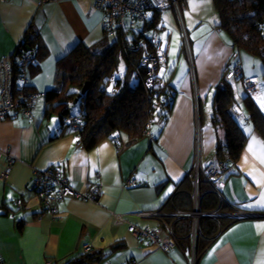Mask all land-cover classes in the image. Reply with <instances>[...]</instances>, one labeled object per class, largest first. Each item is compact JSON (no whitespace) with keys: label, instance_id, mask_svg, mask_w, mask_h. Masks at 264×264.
<instances>
[{"label":"crops","instance_id":"0c3cea01","mask_svg":"<svg viewBox=\"0 0 264 264\" xmlns=\"http://www.w3.org/2000/svg\"><path fill=\"white\" fill-rule=\"evenodd\" d=\"M177 1L193 54L196 90L182 51L179 18L166 7L159 12L158 29L149 33L157 36L165 54L160 76L169 79L173 93L166 121L151 123L150 135L132 142L122 135L119 146L103 140L87 150L56 114L45 116V108L54 94L56 62L74 46L94 45L103 38L101 12L91 0H0V59H15L26 34L35 32L41 58L28 69L29 90L43 95L34 109L35 122L0 119L2 264H66L84 253L104 256L87 264H190V248L177 245L163 252L145 238H134L127 226H158L154 217L137 214L158 212L175 184L191 171L197 119L201 165L213 164L214 87L234 65L240 66L244 79H258L262 65L244 53L234 57L228 38L216 26L212 0ZM234 89L240 102L243 87ZM253 100L264 115L262 87ZM239 120L247 139L220 191V197L235 207L230 213L237 220L197 255L195 264H264V139L245 113ZM6 167L10 172L2 178ZM50 168L74 190L86 193L99 187L100 195L95 202L67 197L56 204V212H48L30 185L36 171ZM131 180L136 183L128 185ZM113 213L121 214L124 222L115 224Z\"/></svg>","mask_w":264,"mask_h":264},{"label":"trees","instance_id":"16d2710c","mask_svg":"<svg viewBox=\"0 0 264 264\" xmlns=\"http://www.w3.org/2000/svg\"><path fill=\"white\" fill-rule=\"evenodd\" d=\"M212 2L217 17L216 26L228 38L234 57L244 53L258 59L264 79V0ZM159 12L157 9L150 10L149 19L139 29L135 26L116 31L112 35L113 40H109V34L104 30L103 38L96 44H78L56 62L52 88L54 94L46 100L45 116L56 114L61 125L64 116H79L80 129L70 132L76 135L85 149L90 150L103 140L119 146L122 135L132 142L145 134L148 121L152 124L153 121H166L173 100L169 79L159 75V85L152 90L147 89L144 84L147 70L141 63L144 53L152 49L151 37L154 35L149 33L158 29ZM23 41L36 49V57L39 58L37 34L29 31ZM227 71L229 69L225 70L220 82L214 87L211 125L216 135V145L213 164L208 166L224 164L231 170L247 139L239 120L242 112L263 139L264 115L245 91L240 102L237 101L234 87L230 80L225 79ZM234 78L243 79L241 74ZM85 84L87 89L81 93ZM193 178L194 167L183 181L175 184L173 194L164 200L158 211L161 215L154 218L158 225L170 226L176 244L183 250L190 248L191 220L177 218L173 214L191 211ZM199 192L200 210L206 213L216 211L218 215L200 220L197 255L237 220L230 213L235 207L229 206L218 195L204 173L200 174ZM103 259L101 253H84L66 264H87Z\"/></svg>","mask_w":264,"mask_h":264},{"label":"built area","instance_id":"2783aa9c","mask_svg":"<svg viewBox=\"0 0 264 264\" xmlns=\"http://www.w3.org/2000/svg\"><path fill=\"white\" fill-rule=\"evenodd\" d=\"M94 7L102 14L103 29L113 35L116 31H122L127 28L135 27L139 22H145L149 18V12L152 9L162 10L166 7H172L179 18L181 32L183 36V48L187 57L189 67V75L192 80L193 88L196 90V71L194 65L193 54L187 33L182 24L181 11L182 6L177 0H91ZM144 45V42H141ZM152 49L146 51L142 57V65L146 67L147 77L144 84L147 89H154L160 83V69L165 62V54L160 47L157 36L151 37ZM28 48V49H27ZM38 64L36 58V49L26 45L25 41L20 43V49L16 53L15 59H0V119H15L23 117L24 119L35 122L34 109L36 103L43 95L29 90L30 79L28 69ZM241 74L239 65H234L225 73L226 80H232L235 76ZM259 83L256 78L244 79L243 89L252 99L258 92ZM198 94V92H197ZM197 101H199V97ZM64 128L69 131H78L81 127V118L79 116L68 115L61 119ZM151 122L146 123V132L149 134ZM194 189L191 195L192 209L189 212H174V217L189 218L191 220L190 228V257L189 263L195 264L197 259L196 248L197 240L200 232L199 223L203 217L216 216V211L202 212L200 210L201 195L199 192L200 174L204 173L213 189L220 196L222 181L230 171V168L224 164L208 166L203 168L200 157V141H199V123L196 122V139H195V155H194ZM10 172V168L6 167L1 177L4 178ZM135 180L129 181L128 185H134ZM30 190L39 198L40 202L48 212H56V204L64 198L70 197L81 200L95 202L100 195V188L96 187L92 192H78L68 185L67 179L62 177L56 168H50L43 171H36L32 178ZM18 207L22 206L20 199L16 201ZM159 212L154 213H138L140 218L158 217ZM115 224L124 222L121 214L113 213ZM129 233L134 238H145L157 249L168 252L177 246L172 236L169 225H158L153 229L137 228L132 224L127 226ZM3 259L0 255V264Z\"/></svg>","mask_w":264,"mask_h":264},{"label":"rangeland","instance_id":"374dc122","mask_svg":"<svg viewBox=\"0 0 264 264\" xmlns=\"http://www.w3.org/2000/svg\"><path fill=\"white\" fill-rule=\"evenodd\" d=\"M137 28V27H136ZM109 40H113V37H112V35H109ZM252 59V58H251ZM242 60V59H241ZM253 60V59H252ZM244 59L242 60V63H244V64H249V62L248 61H244ZM254 61V60H253ZM256 61H258V60H256ZM258 64L260 63L259 61L257 62ZM259 66H260V64H259ZM258 80V83H259V87H262V90H264V79L261 77V76H259V78L257 79ZM243 81H244V78L242 79V80H240V79H236V78H233L232 80H230L229 82H230V84L233 86V87H235L236 88V90H238V92L239 91H241V88L243 87ZM43 101V100H42ZM51 117H53V116H51ZM157 118H155V120H156ZM156 123V121H153V124H155Z\"/></svg>","mask_w":264,"mask_h":264},{"label":"water","instance_id":"95a60500","mask_svg":"<svg viewBox=\"0 0 264 264\" xmlns=\"http://www.w3.org/2000/svg\"><path fill=\"white\" fill-rule=\"evenodd\" d=\"M28 49V48H27ZM87 89V84H85L84 85V87L82 88V90H81V93H83L85 90ZM76 100H74V102H75Z\"/></svg>","mask_w":264,"mask_h":264}]
</instances>
